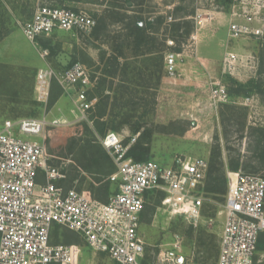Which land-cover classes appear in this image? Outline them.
<instances>
[{
    "label": "rangeland",
    "instance_id": "1",
    "mask_svg": "<svg viewBox=\"0 0 264 264\" xmlns=\"http://www.w3.org/2000/svg\"><path fill=\"white\" fill-rule=\"evenodd\" d=\"M241 1L0 0V122L44 118L47 122L43 131L47 162L64 175L54 183L63 189L74 188L91 196L93 188L116 170V164L100 143L101 135L93 128L91 112L84 119L76 108L73 94L56 79L52 81L47 101L35 100V74L40 67L49 66L59 73L71 63L81 62L88 67L92 77L95 75L89 93L95 104L96 80L110 55L122 50L123 57L119 61L128 62L132 81L121 82L119 75L113 79L111 87L105 83L103 94L110 95V103L115 102L108 105L112 116L105 120L117 127L107 131L120 133L124 140L133 136L137 139L140 132L132 134L131 128L139 121L143 125L141 131L153 129L151 134L143 137L150 148L147 160L173 166L179 159L192 156L202 157L209 163L213 148L219 145L225 166L233 158L240 163L236 171L264 175V0H247L248 8L254 3L262 6L259 19L249 23L262 28L263 34L234 39L230 36L229 26L243 22L238 15L244 6ZM38 3L84 10L93 16L101 29L97 34L93 30L88 34L54 31L30 41L21 24L32 17ZM136 18H142L141 25L155 21L153 25H147L146 33L154 37L155 45L166 46L164 55L168 49L166 40L172 39L173 50L176 47L178 50L175 51H184L190 56L184 58L176 79H166L163 57L162 77L155 85L147 68L151 53L144 52V46L138 48L135 37L130 35ZM175 21H187L191 26L189 35H185L186 26L175 31ZM194 35L197 40H193ZM192 40L197 41V45L192 44ZM189 44L193 48H188ZM246 48L257 49L262 55L258 57V52L254 51L246 53ZM227 52L255 58L249 59L251 62L246 67L237 65L231 74L223 65ZM217 80L225 86V101H215L211 97L212 83ZM232 80L236 83L251 81L245 88L249 95H230L228 90L236 86ZM124 85H129L126 92ZM233 171L225 168L227 184V173ZM75 174L76 178L67 188L66 180ZM110 186L111 192H115L116 183L110 181ZM163 196V192L145 196L139 233L145 242L148 264H165L161 262L159 252L176 240L181 242L184 254L194 261L215 263L224 202L205 192L201 217L191 222L181 215L165 212L160 203ZM51 241L81 245L80 264H90L93 260L91 248L73 231L55 228ZM94 262L112 263L104 254L94 258Z\"/></svg>",
    "mask_w": 264,
    "mask_h": 264
},
{
    "label": "built area",
    "instance_id": "2",
    "mask_svg": "<svg viewBox=\"0 0 264 264\" xmlns=\"http://www.w3.org/2000/svg\"><path fill=\"white\" fill-rule=\"evenodd\" d=\"M241 3L244 6L238 15L243 22L230 24V36H261L262 28L249 22L259 19L262 6L254 3L248 8L247 0ZM95 25L93 16L84 10L38 3L21 29L33 41L54 31L88 34ZM166 43L165 74L176 79L184 58L190 56L173 50L172 39ZM187 47L193 48L191 44ZM252 58L227 52L224 70L232 74L237 65L246 67ZM54 79L73 94L77 110L87 119L94 105L88 91L95 83L88 67L78 61L59 73L49 66L40 67L33 90L37 102L47 101ZM212 85V99L225 101V86L218 80ZM46 125L44 118L0 122V264H80L81 245L52 243L51 234L59 227L79 234L91 248L90 264L100 254L111 264H143L145 242L139 226L148 192L164 193L161 207L170 215H181L191 222L201 217L209 167L206 159L189 156L173 166L154 160L135 161L127 156V150L136 136L125 143L120 133L109 130L100 137V143L116 164L108 179L117 188L106 201H100L54 183L64 175L47 162L43 136ZM40 172L42 183L37 181ZM227 176L219 251L213 264H264V248H258L259 241L264 243V175L233 171ZM159 258L165 264H203L184 254L179 240L163 248Z\"/></svg>",
    "mask_w": 264,
    "mask_h": 264
},
{
    "label": "trees",
    "instance_id": "3",
    "mask_svg": "<svg viewBox=\"0 0 264 264\" xmlns=\"http://www.w3.org/2000/svg\"><path fill=\"white\" fill-rule=\"evenodd\" d=\"M128 1V0H127ZM229 3L231 0H219V2ZM142 18H136L133 24V27L131 28L130 35H133L135 38V43L138 48L140 47H146L144 52L151 53V57L149 58V65L148 70L150 73V76L154 78L155 85H157L160 82V79L162 77V65H163V57H164V50L166 49L165 45H155V39L153 36L146 33L147 25H153L154 20H149L145 22V25H141ZM186 26V27H185ZM181 27H185V35H189L190 33V27L188 26L187 21H175L173 23V29L175 31H179ZM101 29V27L96 24L93 33L97 34L98 31ZM174 36V35H172ZM44 46H47V44L44 43ZM174 50H178V48H174ZM123 57V52L118 51L117 53H113V55H110L108 58V63H106V67L104 68V71L100 74L98 79L96 80V84L94 86V90L97 94V101L93 105L91 112V120L93 124L94 130L99 135H104L108 129L116 130L117 127L110 124V120H105V118L112 116L111 111L108 109V105L114 104L115 102L110 103V95L109 94H103V88L106 86L105 83H109V87L113 84V79L116 76H121L122 81L125 82V80H131L132 76H129V71L127 69L128 62H120L119 58ZM74 63V62H73ZM71 63V64H73ZM70 64V65H71ZM69 65V66H70ZM67 66V67H69ZM136 69V66H135ZM95 75H93L94 77ZM236 86L231 87L228 90V93L230 95H242V96H248L249 92H246L245 88L251 84V81H248L247 83H236L235 80H232ZM124 84V83H122ZM127 86L125 87V92L127 91ZM243 89L245 90L243 92ZM92 90V89H91ZM91 90L88 91V96L91 99L93 96H90ZM109 119V118H108ZM143 125L136 121L131 128L132 134H135L137 132H140L139 138L136 139V141L130 145V147L127 150V156L131 157L135 161H144L147 160L150 157V148L148 143L143 141V137L147 134H151L153 132L152 128H145L141 131ZM128 139L124 140L125 143H127ZM228 168L230 170H238L240 167V163L237 159L230 158L226 166L221 158V152L219 145H216L210 155L209 158V167L205 178V186L204 191L209 195L213 194L214 198L219 200L220 202H224V195L227 191V178L225 175V168ZM75 175H70L69 178L66 180L68 182L67 188L72 185V181L74 178H76ZM94 192L92 191L91 196L96 198L100 201H106L108 197L110 196L111 192V186H110V180L105 179L101 182H99L94 188ZM160 192L161 191H156ZM151 193L148 192L147 195ZM143 216V212L142 215ZM258 248H264L263 241H259ZM148 255L146 254L143 260V264H148L147 258Z\"/></svg>",
    "mask_w": 264,
    "mask_h": 264
},
{
    "label": "crops",
    "instance_id": "4",
    "mask_svg": "<svg viewBox=\"0 0 264 264\" xmlns=\"http://www.w3.org/2000/svg\"><path fill=\"white\" fill-rule=\"evenodd\" d=\"M194 38H196V40H197V36L194 35ZM195 43H196V45H197L198 42L195 41ZM194 45H195V44H194ZM247 47H248V46H247ZM253 51H254V53H256V54H257V52H258V55H257L258 57H260V56L262 55V53H259V50H257V49L255 50V49H253V48H252V49H251V48H250V49H249V48H246V53H247V52L250 53V52H253ZM166 79H170V78L167 77ZM170 80H172V79H170ZM37 181L40 182V183L44 182V177H43V174H42L41 172L38 174Z\"/></svg>",
    "mask_w": 264,
    "mask_h": 264
}]
</instances>
